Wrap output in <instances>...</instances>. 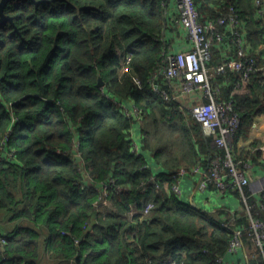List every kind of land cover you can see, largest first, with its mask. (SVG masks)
Listing matches in <instances>:
<instances>
[{
    "label": "trees",
    "instance_id": "trees-1",
    "mask_svg": "<svg viewBox=\"0 0 264 264\" xmlns=\"http://www.w3.org/2000/svg\"><path fill=\"white\" fill-rule=\"evenodd\" d=\"M257 1L193 0L199 21H214L223 35L212 43L208 67L238 58L236 35L227 23H218L229 9L243 22L246 55L241 60L254 61L246 78L228 67L210 78L216 99L230 101L239 116L231 138L239 168L261 145L254 140L249 148L236 146L239 136L249 135L254 116L264 114V1ZM165 3L5 4L0 264H220L218 259L229 254L234 232L223 224L236 214L203 210L172 191L180 168L205 170L224 150L204 135L189 101L168 102L150 87L149 78L164 65L170 46ZM155 81L170 90L163 76ZM126 98L143 109L139 153L132 144L135 120L116 102ZM146 152L158 165L148 164ZM207 187L216 189L212 182ZM232 189L241 196L230 186L224 192ZM243 194L250 214L264 222V191L262 204L247 186ZM237 224L244 227L249 262L263 264L264 251L249 240L246 218Z\"/></svg>",
    "mask_w": 264,
    "mask_h": 264
},
{
    "label": "built area",
    "instance_id": "built-area-1",
    "mask_svg": "<svg viewBox=\"0 0 264 264\" xmlns=\"http://www.w3.org/2000/svg\"><path fill=\"white\" fill-rule=\"evenodd\" d=\"M260 1L258 0L257 2ZM165 6H167V3H165ZM176 7L178 14L174 21L185 30L190 47L186 50L174 51L170 45L169 50L165 54L164 65L158 66L154 70V75L149 78L150 87L168 102L186 103L189 101L190 112L193 118L200 124L204 135L211 137L212 143L217 148L224 150V156L212 159L210 165L205 170L199 166L192 167L189 170L183 167L180 168L178 178L172 185V191L180 197L182 189L178 181L181 177L189 174L200 175L198 189L201 190L205 189L210 182L219 191H224L229 186L238 189L250 218L251 232L248 238L255 247L264 251V222L254 218L249 212L243 194V187L248 184V179L243 171L244 165L242 168H239L237 166L239 163L233 159L231 153V138L239 126V116L233 112L230 101H218L216 99L214 90L210 85L212 73H218L227 67L231 70L243 71L244 78L252 71L254 61L249 59V63L245 65L241 60L246 55L243 48V44H245L243 22L239 23L236 16H232L231 9H229L230 13L227 16L218 19L219 24H228L227 29L231 34L236 35L234 40L240 44V48L237 53L238 58L230 59L217 66L216 69L211 70L207 63L211 57L212 43L214 39L220 41L223 35L219 34L214 21L211 20L206 24H202L199 21V13L193 0H176ZM239 29H241V33L238 31ZM165 41L169 42L166 37ZM128 60L129 57L126 58V62ZM158 75L163 76L169 82V91L155 81V77ZM134 81L137 86H141V82L138 79H134ZM116 102L123 113L132 117L135 122L140 124L143 115L142 107L136 105L131 100L124 99L117 100ZM131 135L133 137V151L139 153L140 146L134 136L133 130H131ZM259 150L264 153V142L259 146ZM149 207L150 204L146 206V208ZM223 225L233 229L234 233L229 240L227 251L235 255L240 249L244 248V239L242 237L244 227L232 225L231 222L224 223ZM245 256L246 261H238L235 264H251L247 254ZM218 262L220 264H227L224 257H220Z\"/></svg>",
    "mask_w": 264,
    "mask_h": 264
},
{
    "label": "crops",
    "instance_id": "crops-1",
    "mask_svg": "<svg viewBox=\"0 0 264 264\" xmlns=\"http://www.w3.org/2000/svg\"><path fill=\"white\" fill-rule=\"evenodd\" d=\"M166 3L167 6L164 8V13L168 26H165V37L169 40L172 50H186L190 47L186 32L174 21L178 14L176 0H166ZM125 100L129 99L126 98ZM136 123L133 126V132L140 146L139 123L137 125ZM254 140L259 141L257 146L264 142V114L254 116L249 135L247 137L239 136L236 140V146L239 149L249 148V144ZM252 154L255 158L252 156L246 158L243 171L248 179L246 186L249 192L257 198L259 204H262L260 195L264 191V153L260 151L256 154L253 150ZM146 156L149 159V165H158L153 161L154 159L149 153L146 152ZM199 178L200 175L189 174L179 179L178 183L182 189L180 199L190 202L203 210L215 211L219 208L226 211L227 214H236L239 218L246 216L247 212L239 192H236L235 189L224 192L213 187H206L203 190L198 189ZM261 207L264 209V205H261ZM245 253L247 254L246 249H240L235 255L229 252L224 258L227 264H235L238 261H246Z\"/></svg>",
    "mask_w": 264,
    "mask_h": 264
},
{
    "label": "rangeland",
    "instance_id": "rangeland-1",
    "mask_svg": "<svg viewBox=\"0 0 264 264\" xmlns=\"http://www.w3.org/2000/svg\"><path fill=\"white\" fill-rule=\"evenodd\" d=\"M135 123H136V122H134V124H135ZM136 125H137V123H136ZM131 130H133V126H132ZM243 212H244V211H243ZM253 217L256 218V219H259L258 217H255V216H253ZM245 218H246V222L248 223V227H249V232H248V236H249V233L251 232L249 215L246 214ZM238 219H239V217H233V218L230 220V222L232 223V225H235V224H237ZM249 237H250V236H249ZM0 239L3 240L2 238H0Z\"/></svg>",
    "mask_w": 264,
    "mask_h": 264
},
{
    "label": "water",
    "instance_id": "water-1",
    "mask_svg": "<svg viewBox=\"0 0 264 264\" xmlns=\"http://www.w3.org/2000/svg\"><path fill=\"white\" fill-rule=\"evenodd\" d=\"M7 1H9V0H0V24H1L5 19L9 18V17L3 15V13H2V10H3L4 6H5V4L7 3ZM261 51H262V53L264 54V47H262ZM99 84H102V82L99 81Z\"/></svg>",
    "mask_w": 264,
    "mask_h": 264
}]
</instances>
